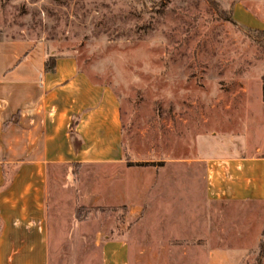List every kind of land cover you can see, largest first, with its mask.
Masks as SVG:
<instances>
[{
    "label": "rangeland",
    "instance_id": "374dc122",
    "mask_svg": "<svg viewBox=\"0 0 264 264\" xmlns=\"http://www.w3.org/2000/svg\"><path fill=\"white\" fill-rule=\"evenodd\" d=\"M236 1L0 0V39H41L56 54L75 56L83 72L118 97L131 157L184 175L178 194L167 189L143 216L156 226L151 242L136 244L148 252L140 264H195L196 253L224 244L248 247L242 264H264V204L209 201L204 164L195 161L199 140L207 150L231 142L250 154L264 147V34L230 22ZM172 159L184 162L167 163ZM73 190L60 191L68 218H92L83 229L88 235L97 220L113 227L120 216L113 210L73 214ZM162 220L167 225L158 227ZM77 248L63 244L60 263L79 264ZM177 251L188 258L162 254Z\"/></svg>",
    "mask_w": 264,
    "mask_h": 264
},
{
    "label": "crops",
    "instance_id": "0c3cea01",
    "mask_svg": "<svg viewBox=\"0 0 264 264\" xmlns=\"http://www.w3.org/2000/svg\"><path fill=\"white\" fill-rule=\"evenodd\" d=\"M231 15L239 27L264 32V0H238ZM51 56L56 58L53 72L46 69ZM235 143L207 150L199 140L195 161L205 167L206 198L262 205L264 147L250 154L246 145ZM131 156L111 87L93 81L75 56L56 54L44 40L0 39V264H52L53 257L61 264L66 243L78 244L79 264H140L148 252H138L136 244L151 242L156 226L145 218L147 211L164 200L167 189L177 195L184 175ZM88 180H95L91 187ZM61 182L65 187H58ZM62 189H74L73 214L86 206L101 214L113 210L118 220L113 227L97 220L86 234L92 218H68ZM166 225L162 220L157 226ZM248 252L245 245H213L196 253L195 264H242ZM162 254L188 258L184 251ZM187 263L192 264H177Z\"/></svg>",
    "mask_w": 264,
    "mask_h": 264
},
{
    "label": "trees",
    "instance_id": "16d2710c",
    "mask_svg": "<svg viewBox=\"0 0 264 264\" xmlns=\"http://www.w3.org/2000/svg\"><path fill=\"white\" fill-rule=\"evenodd\" d=\"M229 19H230V22L232 23V24H234V25H237L236 23H235V21L232 19V15L230 14V16H229ZM242 29H244V28H242ZM244 30H247V31H249V32H258V33H261V34H264V32H259V31H255V30H249V29H244ZM55 61H56V58L55 57H53V56H51V57H49L48 59H47V61H46V69L49 71V72H53L54 70H55ZM93 80V79H92ZM94 81V80H93ZM126 150H127V148H126ZM127 154V153H126ZM133 164H129V166H132ZM138 165H147L146 163H141V164H138ZM84 209H88L86 206H81V207H79L77 210H78V212L80 211V210H84ZM79 219V218H78ZM262 245V244H261Z\"/></svg>",
    "mask_w": 264,
    "mask_h": 264
}]
</instances>
